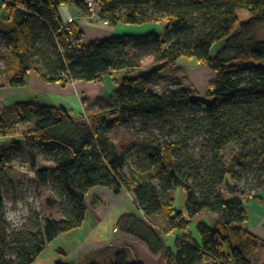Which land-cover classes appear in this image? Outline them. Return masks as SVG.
Returning <instances> with one entry per match:
<instances>
[{"label":"trees","instance_id":"1","mask_svg":"<svg viewBox=\"0 0 264 264\" xmlns=\"http://www.w3.org/2000/svg\"><path fill=\"white\" fill-rule=\"evenodd\" d=\"M13 1L24 10L7 6L10 13L16 11L17 20L10 30L0 31L2 52L9 60L7 87L23 88L31 70L45 83H101L116 71L133 73L143 63L159 67L115 80L118 87L104 98V108L85 122L82 114L77 118L80 121L74 120L73 110L62 105H14L13 122L32 124L21 141L40 153H52L53 169L37 168L35 154L29 153L35 180L42 187L50 181L57 184L59 199L67 200L71 210L64 219H44L36 231L17 241L0 239V264H33L48 243L82 227L86 198L97 187L132 197L144 219L121 216L117 229L142 242L150 254L161 255L165 264H214L216 260L252 264L245 254L257 240L243 230L247 207L240 195L245 200L249 197L229 189L227 179L236 176L244 160L258 161L264 169V39L256 38L264 27V0H96L98 18L110 26L162 23L164 30L112 36L86 46L80 43L78 25L62 23L58 12L59 6H72L90 14L85 0ZM220 43L221 48L212 54V47ZM181 58H194L214 73L205 92L209 102L193 97L187 89L152 91L160 71ZM235 62L247 66L234 69ZM185 112L199 115L181 119L176 139L153 138L134 144L149 164L142 173L126 174L129 150L117 149L111 130L126 126L136 117L145 124L164 114L183 116ZM199 131L204 132L212 165L203 163L202 172L187 159L191 172L185 174L179 163L189 137ZM174 133L171 130L169 135ZM18 134L13 124L0 127V137ZM242 138L255 144L254 152H249L252 156L240 152L224 161L222 152ZM20 143L12 141L10 149L18 152ZM12 162L13 158L0 148V167ZM154 179L162 182L164 194L159 193ZM172 188L182 189L187 218L174 209L173 198L168 196ZM222 188L229 197L223 196ZM46 203L49 208L55 206L50 199ZM3 207L0 194V221ZM202 211L214 213L218 219L213 226L198 223L194 237L187 226ZM158 216L167 220V231L183 232H175L172 248L166 246L162 238L165 232L152 220ZM10 248L17 251L15 259L5 257ZM111 264L130 263L118 255Z\"/></svg>","mask_w":264,"mask_h":264},{"label":"rangeland","instance_id":"2","mask_svg":"<svg viewBox=\"0 0 264 264\" xmlns=\"http://www.w3.org/2000/svg\"><path fill=\"white\" fill-rule=\"evenodd\" d=\"M94 15H98V10L94 12ZM74 23V19L73 22ZM157 28H159L157 26ZM151 31V30H149ZM257 39H264V27L259 29ZM222 43L215 44L212 47L211 53L215 54L220 49ZM2 40L0 36V89L5 87V78L7 76V69L9 60L3 55ZM264 66V61L262 62ZM233 68H239L247 66L242 62H235L232 64ZM159 65H149V63H143V65L135 70L133 73L124 74L120 71H116V81L120 80L123 76H138L149 73L156 69ZM159 79H157L152 85L151 89L155 93H161L164 90H175V89H187L191 91L193 97L199 98L203 101L209 102L210 100L205 98V92L207 86L213 82L214 73L207 68L205 65L200 64L194 58H181L174 65L166 67L160 71ZM108 80V77H105ZM115 80L113 84L115 86ZM102 82V81H101ZM69 83V82H67ZM72 83V82H70ZM112 86V81L109 82ZM104 86L101 89V94L98 96H92L84 99V94H76L73 91L69 95L65 96V102L55 101L56 105H62L70 110H73L76 121L79 114H82L83 121L85 122L93 114H98L101 109L105 106L104 98L110 96L114 91L109 89L110 86ZM118 87V86H117ZM25 89L24 92H27ZM24 94V93H23ZM22 93L15 92L10 97L2 98L0 101V127L8 126L13 124L18 130V135L15 137H0V148L4 149L7 155L13 158V162L10 165L0 167V194L3 199V210L1 212L2 220L0 221V239L6 240V242L17 241L19 237L26 235L30 231H36L41 222L44 219L61 220L66 216V212L71 210V204L67 200H60L58 195V186L53 181H50L46 187L40 186L34 178L33 173L30 170V155L29 153L35 154L36 166L39 169H53L55 167L52 161V153H40L32 147L30 144L24 143L21 140L22 135L28 132L32 124L30 122H13L12 120V109L16 103L26 101ZM34 95V93H33ZM37 95V93H35ZM35 97V96H33ZM41 98H46L40 95ZM97 97V98H96ZM32 98V97H31ZM29 101V100H28ZM191 115H199L196 112H185L182 114H164L160 117H155L147 120L145 124L141 121V118H133L126 126H116L110 132V137L113 139L118 150L128 149V167L125 168L126 174H130L131 171H137L142 173L147 170V163L145 156L139 152V147L134 145L147 139H169L174 140L178 137V133L181 131V119L183 117ZM174 130L173 135H169V132ZM21 142V147L18 152H14L10 149L12 141ZM247 144V147H246ZM249 145V146H248ZM255 144L252 140L242 138L238 143L231 144L222 152V159L230 160L235 154L243 152L247 154L248 158L252 156L255 149ZM184 159L179 163L183 168V173L189 174L190 167L186 164V160H192L194 167L200 166L203 172V163L212 165L211 157L206 147V141L203 131H199L189 137L186 147L183 152ZM238 169L236 176L232 179H227L229 189H234L239 193L244 192L248 196V200H245L241 195V199L245 206L248 208L252 204H264V169L258 161L244 160ZM154 185L157 187L159 193L164 194L162 182L158 179L153 180ZM189 184L193 187L195 184L192 180ZM223 196L229 197L230 194L226 188H222ZM125 193V192H124ZM127 194V193H126ZM168 196L173 198L174 209L184 214L187 218L185 211V200L184 193L181 188H172L168 192ZM88 198V196H87ZM86 198V203L88 199ZM50 199L54 202L55 206L49 208L46 201ZM135 204V202H134ZM126 206L132 209L136 214L139 212L131 207V202L127 199ZM140 215V214H139ZM122 214L119 216V218ZM142 219L143 216L140 215ZM111 217L107 224L109 228L111 226ZM118 218V219H119ZM164 218V217H163ZM216 215L209 211L202 212L194 220H191L189 226H187L188 232L194 237H197L196 225L200 222L206 225H212ZM165 219V218H164ZM155 225L161 229H166L168 226L158 221L157 218L152 219ZM167 221V220H166ZM177 234L182 235L181 230H175ZM172 232L171 235L167 232L162 233L167 246L174 245V239L172 238L175 234ZM172 236V237H171ZM5 257L7 259H15L17 257V251L14 248H10L5 251Z\"/></svg>","mask_w":264,"mask_h":264},{"label":"crops","instance_id":"3","mask_svg":"<svg viewBox=\"0 0 264 264\" xmlns=\"http://www.w3.org/2000/svg\"><path fill=\"white\" fill-rule=\"evenodd\" d=\"M58 12L64 24L67 23L69 18L74 19V23L78 25V30L82 33L80 43L85 46L96 40L112 36H138L150 32L149 30L158 33H162L164 30V24L162 23H149L137 26L122 24L110 26L100 20L98 15L83 14L78 8L72 6H59ZM16 20V11L10 13L7 7L4 6L3 0H0V31L10 30ZM157 26L159 28H157ZM116 77L117 75L113 73L111 76H108V80H105L107 78H103L101 83L77 81L72 83L60 82L52 84L43 82L31 70L26 77V84L23 88H1L0 101L2 98L10 97V95L15 92H17V94L24 93V98H30L28 99L29 101L26 99V101L23 102L46 105H56L54 103L55 101L65 102V96L73 91H76L78 97L79 94L83 93V98L86 99L101 94V89L104 88V86H108L110 81H112V86L109 85V89L115 91L117 86L113 84V81L117 79ZM25 89H28L27 92H24ZM35 93H37V95H35ZM40 95L46 98H41ZM87 199V211L82 227L61 234L48 243L45 250L33 264H56L59 262L65 264H111L118 255H122L130 264H165L161 255L150 254L147 247L142 242L134 237L121 233L117 229L118 218L121 214L122 216L131 215L143 220L140 216V211L137 209L134 200L129 194L123 191L114 194L105 188L97 187L90 191ZM127 199L131 202V207L135 208L140 215L134 213L131 208L126 206ZM111 217L114 218H112L109 228L107 222ZM156 218L158 221L168 226V222L163 216H158ZM217 219L218 216L216 215L214 221ZM213 224H209L208 226H213ZM243 230L257 240L256 245L246 252L245 257L249 259L252 264H263L264 204L255 203L249 206L247 221L243 224ZM235 244L238 245L239 242L236 241ZM170 248H172V246H170ZM198 264L210 263L202 261Z\"/></svg>","mask_w":264,"mask_h":264},{"label":"built area","instance_id":"4","mask_svg":"<svg viewBox=\"0 0 264 264\" xmlns=\"http://www.w3.org/2000/svg\"><path fill=\"white\" fill-rule=\"evenodd\" d=\"M3 4L5 7L14 6L17 9L24 10L21 6L16 4L13 0H3ZM85 4L87 8L90 10L91 15H94V12L98 10L97 5H96V0H85ZM72 22H73V18H69L67 20V24L72 23ZM104 23L107 24L106 22ZM161 230L171 235V232L167 231L166 229H161ZM173 237L177 238V235H174ZM214 264H226V263H224L222 260H216Z\"/></svg>","mask_w":264,"mask_h":264},{"label":"bare ground","instance_id":"5","mask_svg":"<svg viewBox=\"0 0 264 264\" xmlns=\"http://www.w3.org/2000/svg\"><path fill=\"white\" fill-rule=\"evenodd\" d=\"M156 28V27H155ZM118 29V28H117ZM119 30V29H118Z\"/></svg>","mask_w":264,"mask_h":264}]
</instances>
